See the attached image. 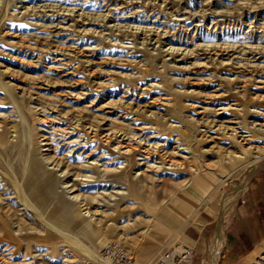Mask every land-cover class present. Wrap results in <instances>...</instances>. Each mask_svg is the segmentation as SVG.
<instances>
[{
	"label": "rangeland",
	"instance_id": "obj_1",
	"mask_svg": "<svg viewBox=\"0 0 264 264\" xmlns=\"http://www.w3.org/2000/svg\"><path fill=\"white\" fill-rule=\"evenodd\" d=\"M107 10L113 18L106 22ZM115 22L120 25H109ZM55 24L64 28L57 31ZM262 47L264 0H0V122L10 135L7 145L0 144V264H83L98 257L111 238L121 239L134 255L139 251L147 256L144 243L157 237L159 209L171 208L168 200L183 195L197 179L206 184L202 189L214 184L206 203H211L208 209L222 228L233 207H223L231 191L246 176L241 194L264 171L253 163L258 156L264 162V102L257 98L264 95V53L255 51ZM254 53L261 56L255 59ZM72 119L95 124L98 132L106 128L139 135L147 143L163 144L167 152L176 145L188 163L155 172L138 164L142 160L137 152V164L130 162L127 168L134 172L135 181L129 183L117 178L119 172L90 169L92 181L79 185L77 192L99 226L51 217L55 210L44 196L47 192L29 196L31 150L47 147L43 151L74 176L89 160H97L99 168L126 162L113 147L86 138L82 126L70 137L48 127L70 126ZM227 125L233 128L229 132L250 133L248 144L217 129ZM43 133L50 144L40 142ZM157 157L150 153L146 161L156 162ZM15 183L46 218L55 223L62 219V228L78 242L38 223L22 206ZM119 189L126 194L116 205L101 201L105 192ZM174 201L188 213L195 210L182 198ZM172 208L176 211L175 205ZM5 210L10 216L3 218ZM3 221L18 224L20 235ZM161 231L168 236L166 248L189 246L193 252L187 259L192 258V242L177 230ZM223 242L221 232V246ZM210 252L209 247L207 264ZM249 264H264V239Z\"/></svg>",
	"mask_w": 264,
	"mask_h": 264
},
{
	"label": "bare ground",
	"instance_id": "obj_2",
	"mask_svg": "<svg viewBox=\"0 0 264 264\" xmlns=\"http://www.w3.org/2000/svg\"><path fill=\"white\" fill-rule=\"evenodd\" d=\"M101 16H103V15H101ZM106 17H107L106 22L112 20L113 17H112V12H110V10H107L105 18ZM114 24H119V22H115V23H112L109 25H114ZM55 25L54 26L56 27L57 31L60 28H64V26H57V24H55ZM123 25L124 24H122V26ZM110 27H112V26H110ZM114 27H115V25H114ZM153 27L154 26L149 27L152 30V32L154 29ZM90 29L86 30V31H91ZM117 29H116V31H117ZM120 29H121V27H120ZM141 29H143V28H141ZM92 31L94 32V30H92ZM137 31H139V30L137 29ZM159 32L160 31H158V33ZM165 33H167V32L165 31ZM160 35H162V34L160 33ZM168 48H170L172 52L175 50L177 53H179L178 50H180V49L177 50V48L174 49L173 47H168ZM262 48H263L262 50H260V49L256 50L255 49V51L258 53L259 52L264 53V47H262ZM170 49H168L169 50L168 52L171 53ZM251 50H252L251 53H253L254 49H251ZM229 51H230V49H229ZM185 52H186V54L188 53V51H185ZM182 54H184V53L182 52ZM252 56H254L256 59V58H259V56H261V55L260 54L257 55L256 53H254ZM260 67H261V65H260ZM247 68H248V66H247ZM243 69H244V67H243ZM262 84H263V82H262ZM1 85L3 88H5V90L7 92H9V89L6 88L7 86H4L3 83ZM262 86H264V85H262ZM257 98L260 102L261 101L264 102V95H258ZM38 109L40 112H44V110L42 108H37V110ZM263 110H264V108H263ZM39 114H42V113H39ZM260 115L262 117H264V112H261ZM45 117L47 118L46 114L45 115L43 114L40 120H42L44 122ZM54 119L56 121H60L59 119H62V118H54ZM79 120L74 121V119H72L70 126L69 125H66V126L56 125L57 123L56 124L50 123L48 125V127H50L51 131H53V132L59 131L61 133V135L63 134V136H66V134H67L70 137V135H72L74 129L77 128V126H82V127H84V132H85L84 136H86V138L99 141V144L101 146L104 144L109 150L111 147H113L111 150H113V152H117L118 154L126 157V162H124L123 164H120L116 168H106V167L99 168L97 165V160H95V159L89 160V161H86V163H84L81 166L83 171L75 173V176H74L73 173H70L67 170V168L65 169L64 167H62V164L59 161L55 160V158L49 152H47L48 151L47 147L42 148V149H39V147H38L37 151H34V152H32V150H31V152L29 154L30 159H29L28 164H27V166L29 167V173L27 174L28 181H29L27 189L30 191L29 196H31L32 198L33 197L38 198L42 195L43 191L47 192L44 196H49V199L47 200V202L53 201V205H51V206L55 210V212L51 215V217L60 216V218L62 217L64 219V221H66L70 224H73V225L80 224V226L84 225V226L89 227V226H91V224H93V226H96V227L99 226V224L97 222H93V220H94V218H92L93 213L90 212L91 210L90 211L87 210L88 207L86 205L84 196L79 194V192H77L79 185L85 184L86 181H89V182L92 181L91 178L94 177V175L87 173L90 169H96L98 171L100 170V172L105 173V174L110 173V172H119V175H117V178L118 179L122 178L121 180H124L127 183H129L132 180L135 181L134 177H133L134 172L128 173L127 168L130 165H132L130 162H133L135 160V155L137 152H138V154L140 153L141 160H142V163L139 162L138 164L145 166L147 168L153 169V171H155V172L163 170L166 165H167L166 168L171 169V168L183 167L186 163H188V157L186 155H184L183 152L181 151V150H183V148H179L176 145H175V147H173L174 150L167 152V151H164L165 147L163 146V144H161V145H158L156 143L150 144L151 143L150 141H148L150 143H147L142 138L140 139L139 135H135V134H134L135 136L134 135H128L129 133H124L121 131L116 132V131L106 129V128L105 129L101 128L100 132H98V129L96 128L95 124H90L87 122H84V124H82V122ZM263 121H264V119H263ZM257 124H258V122H257ZM217 129H221V131H225V133H229L230 137H232L233 139H235V138L240 139L239 141H242L245 144H248L247 142H249V140H250V135H249L250 133L248 135H244V134L238 135V133H236V132L235 133L229 132V131L233 130V128L228 127V125L223 126V127L218 126ZM8 130H9V128L7 129L6 125H4L0 122V144L1 145H7L10 141V135L7 136V133H6ZM40 137H42L41 140H44V141L40 140V142H42V144H48V143L50 144V141H49L50 138H49V136H46V133L40 134ZM131 139H133V142H129ZM134 143H135V145H134ZM32 145H33V143L30 140L29 149H31L30 147ZM33 148H36V147H33ZM43 150H47V151H43ZM150 153L158 154L157 159L159 158L160 160H158L156 162H152V163H149L148 161H146V159L148 158ZM91 155H92V151H90L88 154H86L85 157H88ZM256 158L257 159L253 162L254 168L257 169L259 167H264V162H262V159L259 156ZM128 161H129V164L127 163ZM44 163H46L45 166H44ZM134 163L137 164V162H135V161H134ZM48 165L51 166V169L47 168ZM155 165H158V166H155ZM121 169H122V171H121ZM68 174L71 176V177H69V179L61 180L62 178H64ZM247 179L248 178L246 176H244L241 179V181L239 182V184L234 188V190L231 191L230 196L226 199V201L223 204L224 208L230 209V207L233 204H235L234 202L238 198L243 187L245 186ZM34 182L38 183L39 186L35 187ZM15 186L18 190L19 197L22 200V203H21L22 206L26 207L29 210V213L31 214V216H33L38 223L43 225L45 227V229L53 231V232L65 237L70 242H75V243L78 242L76 240L77 238L74 237L73 234H70L71 232H69V230H65L62 228L63 225L65 224L62 219L60 220L61 223H55V222L51 221L49 218H46V216H44L41 213L40 209L31 205V203L28 201V199L24 195V193L20 187L21 185L19 183H15ZM55 187H57V189H55ZM58 188H60L61 190H58ZM121 189L113 190V191H110L107 193L103 192L105 195L103 196L101 201H105V199L107 200V203L109 200L115 201V202H113V204L115 203V205H116L119 198L126 194V191H123ZM96 198H99V197H96ZM7 210H5L4 212L3 211L1 212V216L3 218L10 216V214L8 213ZM5 223H6V226L8 227V229H10L14 233V235H17V236L20 235L21 228L18 224H16L14 221L4 222V225H5ZM65 226H66V224H65ZM221 232H222V228H220L217 225L216 229L214 231V234L209 239V247L211 249V252L209 254L210 255V264H216V262H217L219 251L221 249ZM83 246L84 245H82V247ZM94 259H98V257L94 256Z\"/></svg>",
	"mask_w": 264,
	"mask_h": 264
},
{
	"label": "crops",
	"instance_id": "obj_3",
	"mask_svg": "<svg viewBox=\"0 0 264 264\" xmlns=\"http://www.w3.org/2000/svg\"><path fill=\"white\" fill-rule=\"evenodd\" d=\"M202 184L204 182L201 179L190 182V188H187V185L183 195L175 196L191 203L195 210L188 213L182 207H178L174 201L175 197L171 201L168 200L171 208L159 209L155 220L160 225L155 226L153 223L157 237L151 236L144 243L147 256L139 251L133 254L137 264H154L156 255L153 254L167 246V242L164 244L163 242L168 236L165 237L161 231L166 229L179 231L182 239L194 244V255L182 264L208 263L209 238L217 226V216L209 211L211 203H206V200L210 201L211 198L206 197H212L216 189H213L214 184L210 185L211 188L202 189ZM234 203L227 218L222 221L224 242L219 251L217 264H249L260 247L264 239V171L248 182ZM174 205L176 211L172 208ZM161 237V240L156 241Z\"/></svg>",
	"mask_w": 264,
	"mask_h": 264
},
{
	"label": "built area",
	"instance_id": "obj_4",
	"mask_svg": "<svg viewBox=\"0 0 264 264\" xmlns=\"http://www.w3.org/2000/svg\"><path fill=\"white\" fill-rule=\"evenodd\" d=\"M192 248L167 247L157 252L155 264H181L192 254ZM83 264H137L131 250L119 238H111L99 249L98 259L86 258Z\"/></svg>",
	"mask_w": 264,
	"mask_h": 264
}]
</instances>
